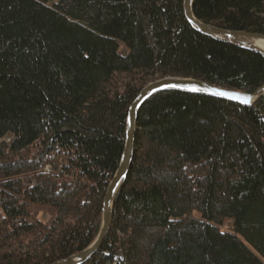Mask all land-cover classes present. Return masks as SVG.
<instances>
[{
  "label": "trees",
  "instance_id": "1",
  "mask_svg": "<svg viewBox=\"0 0 264 264\" xmlns=\"http://www.w3.org/2000/svg\"><path fill=\"white\" fill-rule=\"evenodd\" d=\"M184 1L0 0V140L13 138L0 145V264H55L95 242L148 85L264 86V57L196 32ZM193 13L264 36V0H196ZM86 264H264V97L150 98L110 232Z\"/></svg>",
  "mask_w": 264,
  "mask_h": 264
},
{
  "label": "water",
  "instance_id": "2",
  "mask_svg": "<svg viewBox=\"0 0 264 264\" xmlns=\"http://www.w3.org/2000/svg\"><path fill=\"white\" fill-rule=\"evenodd\" d=\"M195 1L196 0L184 1V14L186 20L196 32L243 50L257 53L264 57V51L256 45L257 41L264 42V36L242 32H231L198 21L193 13ZM169 85H176V87H169ZM192 87H196L198 91H190L189 89ZM167 91H180L190 94L205 95L244 107H252L264 97V86L260 87L252 94H248L224 90L193 79L167 78L148 85L136 98L129 110L125 149L118 171L110 183L104 199L102 226L97 239L84 252L55 264H86L101 249L111 229L115 198L121 187L124 185L133 162L138 114L140 109L154 95ZM249 98H251L250 101Z\"/></svg>",
  "mask_w": 264,
  "mask_h": 264
},
{
  "label": "rangeland",
  "instance_id": "3",
  "mask_svg": "<svg viewBox=\"0 0 264 264\" xmlns=\"http://www.w3.org/2000/svg\"><path fill=\"white\" fill-rule=\"evenodd\" d=\"M12 141H13L12 136H8V137H6L5 139L0 140V145H1L2 143H5V144H7V145H10V144H12ZM50 170H51L50 167L46 168V171H50ZM42 219H43L44 222H47V220H48V216H47L45 213H42ZM233 228H234L233 223L227 222V223H225L224 226L222 227V231H232Z\"/></svg>",
  "mask_w": 264,
  "mask_h": 264
},
{
  "label": "bare ground",
  "instance_id": "4",
  "mask_svg": "<svg viewBox=\"0 0 264 264\" xmlns=\"http://www.w3.org/2000/svg\"><path fill=\"white\" fill-rule=\"evenodd\" d=\"M256 45H257L260 49H262V50L264 51V42H262V41H257V42H256Z\"/></svg>",
  "mask_w": 264,
  "mask_h": 264
},
{
  "label": "snow or ice",
  "instance_id": "5",
  "mask_svg": "<svg viewBox=\"0 0 264 264\" xmlns=\"http://www.w3.org/2000/svg\"><path fill=\"white\" fill-rule=\"evenodd\" d=\"M169 87H176V85H169ZM190 91H198V89L196 87H192L189 89ZM251 98H249V101H250Z\"/></svg>",
  "mask_w": 264,
  "mask_h": 264
}]
</instances>
